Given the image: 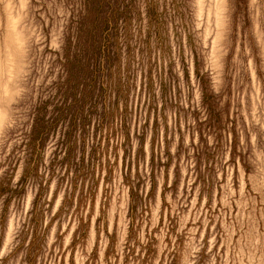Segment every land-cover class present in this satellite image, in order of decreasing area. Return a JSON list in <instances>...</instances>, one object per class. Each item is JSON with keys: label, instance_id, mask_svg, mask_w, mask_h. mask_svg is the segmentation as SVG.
Wrapping results in <instances>:
<instances>
[{"label": "rangeland", "instance_id": "obj_1", "mask_svg": "<svg viewBox=\"0 0 264 264\" xmlns=\"http://www.w3.org/2000/svg\"><path fill=\"white\" fill-rule=\"evenodd\" d=\"M0 264H264V0H0Z\"/></svg>", "mask_w": 264, "mask_h": 264}, {"label": "trees", "instance_id": "obj_2", "mask_svg": "<svg viewBox=\"0 0 264 264\" xmlns=\"http://www.w3.org/2000/svg\"><path fill=\"white\" fill-rule=\"evenodd\" d=\"M103 19H105V15H103L101 11L95 13L93 8L87 10L82 18L84 26L80 28L79 39H77L80 48L76 50L75 47L70 56L73 61L77 57L87 59L86 55H90L88 59L94 56L99 60L109 55L110 40L108 34H110L111 31L108 29L107 25L101 26ZM73 46L78 45L74 43Z\"/></svg>", "mask_w": 264, "mask_h": 264}, {"label": "clouds", "instance_id": "obj_3", "mask_svg": "<svg viewBox=\"0 0 264 264\" xmlns=\"http://www.w3.org/2000/svg\"><path fill=\"white\" fill-rule=\"evenodd\" d=\"M256 136L253 135V144L255 145Z\"/></svg>", "mask_w": 264, "mask_h": 264}]
</instances>
